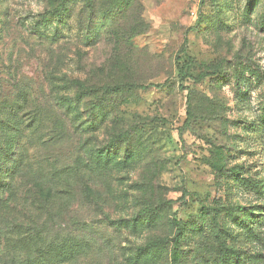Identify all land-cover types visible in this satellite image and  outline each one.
I'll return each mask as SVG.
<instances>
[{
	"label": "rangeland",
	"instance_id": "obj_1",
	"mask_svg": "<svg viewBox=\"0 0 264 264\" xmlns=\"http://www.w3.org/2000/svg\"><path fill=\"white\" fill-rule=\"evenodd\" d=\"M0 264H264V0H0Z\"/></svg>",
	"mask_w": 264,
	"mask_h": 264
},
{
	"label": "trees",
	"instance_id": "obj_2",
	"mask_svg": "<svg viewBox=\"0 0 264 264\" xmlns=\"http://www.w3.org/2000/svg\"><path fill=\"white\" fill-rule=\"evenodd\" d=\"M201 79V76L198 77V78H195L194 80H200ZM150 87H154V88H157L158 86H153V85H148V86H141L142 89H146V88H150Z\"/></svg>",
	"mask_w": 264,
	"mask_h": 264
}]
</instances>
